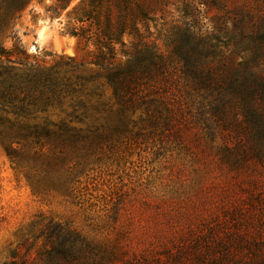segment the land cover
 <instances>
[{
	"label": "rangeland",
	"instance_id": "obj_1",
	"mask_svg": "<svg viewBox=\"0 0 264 264\" xmlns=\"http://www.w3.org/2000/svg\"><path fill=\"white\" fill-rule=\"evenodd\" d=\"M80 1L63 10L58 0H30L0 31V48L18 62L46 67L73 58L74 71H64L83 98L100 107L102 91L101 100L110 102L108 110L106 104L90 108L87 121L74 124L114 125L117 105L104 75L86 88L77 78L104 74L92 63L97 46L68 31L79 26L68 13ZM152 3L150 18L140 24L143 37L124 40L155 42L168 57L177 33L190 31L218 44L210 65L249 56L235 42L236 18L242 10L264 16V0ZM92 31L100 28L94 23ZM179 75L174 72L168 86L179 108L169 123L164 116L147 120L141 107L127 131L80 140L78 148L48 139L14 142L18 152L39 159L28 165L32 171L11 161L0 137V264H264V99L257 98L255 113L246 117L243 99L223 92L216 116ZM68 110L66 101L48 116L59 123Z\"/></svg>",
	"mask_w": 264,
	"mask_h": 264
},
{
	"label": "trees",
	"instance_id": "obj_2",
	"mask_svg": "<svg viewBox=\"0 0 264 264\" xmlns=\"http://www.w3.org/2000/svg\"><path fill=\"white\" fill-rule=\"evenodd\" d=\"M58 1L65 10L72 0ZM29 2L0 0V31L6 30L15 13ZM152 12V0H81L68 13L69 21L79 24L68 31L97 46L92 63L104 72L91 73L88 78L78 74L77 78L83 79L81 85L86 88L87 81L104 75L106 85L114 90L117 105L111 109L114 125L106 121L93 122L87 127L74 124L75 121L85 123L90 108L99 109L106 104L104 108L108 110L110 102L101 100L102 91L98 100L100 107L89 105V99L83 98V91L76 87L77 81L67 76L77 65L73 58L46 67L36 62H18L11 57V51L0 48V137L7 143L8 156L16 166L32 171L34 168L28 165L33 163L36 167L39 163V159L13 147L14 142L20 143L24 138L37 142L57 140L63 146L78 148L80 140H103L108 133L127 131L134 112L141 107L145 108L147 120L155 122L164 116L169 123L179 109L168 96V86L177 71L184 84L201 95L202 101L208 100L216 116L221 114L223 92L243 99L246 117L251 115L250 111L255 113L257 98L264 99V67H259L264 60V16L256 18L252 11L242 10V15L236 18L239 34L235 42L240 44L239 50L249 52V56L237 64L221 60L210 65L220 54L217 53L218 44L190 31L177 33L168 57L159 51L155 42L132 40L128 44L124 36L142 38L140 24L145 23ZM87 22H91L89 27L85 25ZM94 23L100 31H92ZM231 38L236 39L235 33ZM121 55L126 61L119 59ZM65 66L72 68L64 71ZM101 85L103 83L97 84L91 93H96ZM66 101L72 111H66L67 117L59 123L53 122L48 116L50 108L55 105L62 108ZM36 176L28 177L34 179ZM59 233L60 230L56 231V235ZM53 247L54 251L63 253L61 244L53 242Z\"/></svg>",
	"mask_w": 264,
	"mask_h": 264
}]
</instances>
